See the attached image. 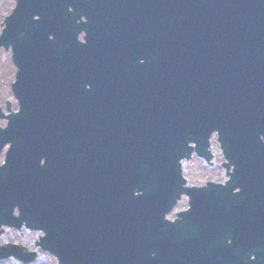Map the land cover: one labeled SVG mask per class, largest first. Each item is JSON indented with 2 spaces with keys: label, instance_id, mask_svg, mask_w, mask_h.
I'll return each mask as SVG.
<instances>
[{
  "label": "water",
  "instance_id": "95a60500",
  "mask_svg": "<svg viewBox=\"0 0 264 264\" xmlns=\"http://www.w3.org/2000/svg\"><path fill=\"white\" fill-rule=\"evenodd\" d=\"M4 24L21 109L0 134L11 143L0 234L23 223L44 232L37 245L59 264H150L146 237L182 195L191 206L179 216L195 218L226 193L183 177L193 152L210 162L215 131L234 168L226 186L261 185L264 97L242 91L264 76V0H16ZM37 256L0 247V260Z\"/></svg>",
  "mask_w": 264,
  "mask_h": 264
},
{
  "label": "flooded vegetation",
  "instance_id": "af4514ba",
  "mask_svg": "<svg viewBox=\"0 0 264 264\" xmlns=\"http://www.w3.org/2000/svg\"><path fill=\"white\" fill-rule=\"evenodd\" d=\"M85 37L86 33L83 32L80 35L82 42H86ZM1 51H5L11 58L14 79L11 82L9 98L1 95L8 90L0 88V97L4 99L0 103V134L9 127L10 120L21 109L12 89L18 72L12 58V49L6 50L2 47ZM102 61L110 62L112 73L118 70L115 59L107 57ZM242 92L256 98L264 97V76L261 77L257 88H246ZM250 104L254 106V101ZM258 109L260 111L257 122V174L261 185L258 187H206L207 181L203 185L196 186L199 189L214 192L223 189L226 193L220 191L221 194L212 193L208 196L204 202H201L202 210L196 211L195 218L179 216L187 212L191 206L188 198L183 196L159 224L160 233L148 234L146 237L149 238L150 264H264V103ZM244 125L250 126V122L246 121ZM211 137L213 146L214 142H217V134L214 133ZM2 142L3 137L0 138V168L7 164V154L11 147V143L2 145ZM224 163L225 160L221 163L222 168ZM214 164L213 159V164L210 166ZM223 169L227 180L234 168L230 166ZM224 181L215 182L223 183ZM228 190L231 192L228 193ZM252 191L256 194H252ZM230 195L241 199L228 201L227 198ZM13 211L15 216L19 215V207H15ZM20 235L23 236V233Z\"/></svg>",
  "mask_w": 264,
  "mask_h": 264
},
{
  "label": "rangeland",
  "instance_id": "374dc122",
  "mask_svg": "<svg viewBox=\"0 0 264 264\" xmlns=\"http://www.w3.org/2000/svg\"><path fill=\"white\" fill-rule=\"evenodd\" d=\"M15 6L14 0H0V35L2 34V24L5 17L12 11ZM0 88L8 90V92H2L1 95L5 98H9L11 82L14 79V68L11 62V58L7 56L5 51L0 52ZM4 101L0 97V103ZM213 152L215 154L214 166H209L205 161L194 156L190 161L184 162V175L188 180L189 185H203L207 181H224L226 180V172L222 168L221 163L224 161V157L217 142H214ZM222 171V172H220ZM21 232H15L14 230H6L3 235L0 236V246L8 243H16L27 247L31 251L39 253V257L36 261L30 264H58L57 260L50 254L42 252L40 248L36 247L41 233L37 232H24L23 236ZM0 264H24L14 259H8L0 261Z\"/></svg>",
  "mask_w": 264,
  "mask_h": 264
}]
</instances>
